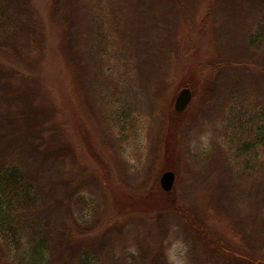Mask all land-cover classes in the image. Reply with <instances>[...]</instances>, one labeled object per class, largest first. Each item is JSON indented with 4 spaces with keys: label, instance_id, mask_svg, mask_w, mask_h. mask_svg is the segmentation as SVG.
I'll return each instance as SVG.
<instances>
[{
    "label": "rangeland",
    "instance_id": "rangeland-1",
    "mask_svg": "<svg viewBox=\"0 0 264 264\" xmlns=\"http://www.w3.org/2000/svg\"><path fill=\"white\" fill-rule=\"evenodd\" d=\"M33 1L42 13L46 47L41 50L25 40L27 60L15 66L19 75L11 72V78L4 69L13 87L0 85V164L7 150L19 157L15 162L38 189L40 201L47 193L51 201L45 202L59 206L55 214L47 213L50 225L43 224L51 241L47 263L222 264L219 251L201 231L223 235L230 246V226L236 227L232 233H242L237 196L232 197L239 179L233 173L236 165L228 160L238 163L260 147L249 143L258 144L255 135L264 128V37L251 46L257 55L250 64L238 61L251 50L246 48L249 30L256 25L251 22L264 19L262 0H220L204 16L202 30L191 25L205 15L204 0H190L187 7L176 0H125L130 8L118 13V31L107 20L114 12L107 1L74 0L70 14L78 26L83 23L77 48L80 83L79 77L71 82L74 74L56 45L58 31L47 11L51 0ZM93 16L103 26L97 30L104 40L98 76L86 67L82 51ZM192 17L196 19L189 24ZM9 58L0 53L3 64L11 63ZM2 70L0 66V77ZM92 75L95 82L89 83ZM182 87L192 90V98L183 111H176ZM20 109L24 119H37L34 126L49 119L58 122L60 139L68 145L64 148L73 151L71 161L67 155V163L59 166L78 186L62 192L63 198L50 192L46 180L49 168L41 154L49 148L40 149L16 130ZM36 149L41 153L32 158ZM53 157L47 154V159ZM166 170L175 174L169 191L160 186ZM78 196L85 202L79 212L72 204ZM65 221L85 236L72 229L65 233ZM247 235L253 241L251 232ZM21 249L12 259L25 261Z\"/></svg>",
    "mask_w": 264,
    "mask_h": 264
},
{
    "label": "trees",
    "instance_id": "trees-1",
    "mask_svg": "<svg viewBox=\"0 0 264 264\" xmlns=\"http://www.w3.org/2000/svg\"><path fill=\"white\" fill-rule=\"evenodd\" d=\"M73 1L74 0H60L58 2L57 0H51L48 5L49 7H47V11H49L55 30L57 29L58 31L56 45L63 49L64 63L66 66L68 65L71 74H74L71 78L72 83H74L75 79L81 74V66L78 64L80 52L77 53V48L80 45L78 43V33L80 30H83V23L79 21L80 25L78 26V24H76V16L70 14L73 7ZM103 1H107L108 4L113 6L112 11L114 12L107 16V20L111 21L113 28L118 31L120 28L121 17L118 13H126L128 7L130 8V4L126 5L125 0ZM168 1L175 3V0ZM176 1H179V3L185 2L181 4L182 6H190V0ZM204 1L207 2L204 13L205 15H203L200 18L201 20H198L197 23H192V29L199 28L202 30L206 21L204 16L212 13L214 3L218 2L220 4V0ZM256 1L259 2V0ZM128 2H130V0H128ZM262 2L264 3V0H262ZM144 3L145 5L143 7L146 8V2ZM218 6L220 7V5ZM147 9L149 8L147 7ZM41 14V10L36 6L33 0H0V53L2 55H9V59L12 60L11 63L6 62L9 65L0 62V66L3 68V77H0V80H2L0 81V85L2 84V87L3 84L6 88L13 87L10 84L11 81L9 75H11V78L12 73L14 75H19L20 72L16 68L17 63H21L22 60H27L24 58L27 53L24 47L25 40L28 42L29 40H32L41 50L45 49L46 44L44 42V34L41 36V29L42 27L45 29V24L41 21ZM66 18H69L68 21H65ZM195 19L193 17L188 19L189 24L194 22ZM251 23L253 25L256 24L254 27H251V30H249L250 35L248 45H246V48L251 50H249V53L241 55L240 60L238 61L239 64H250V61L255 59L253 57H256L257 52H255V49L251 46H255L256 43L264 37V19L259 24L255 22ZM186 24H188V22ZM252 24H250V26ZM99 28H103V26L101 27L99 22H96L95 16H93V18L91 17V20H88L87 27L84 31L85 45H83L84 48L82 50L85 57H87L85 60L86 67L90 72H93L92 70L97 72H93V75L96 74V76H98L103 69V65L100 61H97L99 60L98 57L101 56L99 53L104 49V40L103 38L100 40L97 35V30ZM25 30L27 31L26 36L23 33ZM126 45L128 46V43L123 45L122 48ZM4 69L10 73L8 76V73H6ZM93 75L89 78V83L94 81ZM78 82L80 83V77ZM79 83H77V85H79ZM5 111H9L7 104ZM175 114L176 113H174V115ZM24 115H26V113L21 109L15 113L16 121H14V123L18 124L15 125L16 130H18L19 135L21 133L25 138H29L32 144L34 142L38 146H41L39 147L40 149L42 146L49 148L44 152L46 154H41V158L46 161L44 163L45 166L49 168V170H45L48 171V173H46V180L50 186V192L53 195L58 194L59 198H63L61 194L62 192L66 193L68 189H74L77 185H74L72 180H70L71 177H68L67 171L66 173L61 172L62 169L60 167L63 164H66L69 158L71 161L74 155L72 153L73 151L64 148V145H68L60 139V128L58 127L59 125L56 126L59 124L58 122H53V120L51 121L49 119L50 122L48 123L44 122L43 124L41 123L34 126L37 119L28 121L23 118ZM237 120L238 118L236 117V122ZM25 123H29L30 127L25 129ZM262 129L257 131L255 135L260 138L258 144H256V142L254 143L256 140L249 143L254 147L260 145L258 150L254 148L246 158L243 156L241 159H237L238 163L236 162L233 164L232 160H228V163L233 165L232 167L236 165L233 173L236 174L237 180L239 179L238 187H236V189L233 188L232 197H234L235 200V196H237L236 201L238 204L236 208L238 215H240V222L242 223V233L240 232L242 236L235 232L232 233L236 227H232L231 225L228 229V236L234 244L230 246L226 243L223 235L220 234L215 237L210 231H201L203 236L206 238L209 237L208 241H210V245L215 250L219 251L222 258V264H264V128ZM241 147L243 150L246 146ZM243 151L247 152V150ZM6 153L7 154L4 155L5 159L2 158L3 163L1 162L0 164L1 264H48L46 255L51 246V241L44 235L46 229H44L43 224L46 222L50 225V221H48L50 217L47 213H51L52 215L55 214L56 210H59V206H56L55 204L53 205L52 203V206H50V204L45 202L50 199L47 193L43 194L46 196V199L42 203V201H40L42 199L37 196L38 189L35 190V187L33 188L32 183L23 175L25 172L16 164V162H19L17 161L19 160V157L12 156L8 150ZM39 153L41 152H38L37 149L34 150L32 158H37ZM48 153L54 155V157L47 159ZM8 154L10 155L8 156ZM67 155H69V158H67ZM11 161H13V163H11ZM6 162H8V164ZM34 176L39 177L41 176V173H34ZM38 179L39 178H35V181H38ZM226 196L229 197L228 191L226 192ZM68 198H70L69 193L68 197L66 195L64 198V202L68 203ZM72 204L77 206L78 209L75 207L73 208L79 212L82 211L80 209H83L82 206L85 205V202L81 196H78ZM37 205H40L41 207L39 208ZM12 207L16 208L15 213L11 211V209H13ZM68 208L69 205L66 204L65 211H68ZM70 223L71 221H65L61 224V228L65 233L69 234L71 229L73 230L76 228L75 225H72L71 228ZM73 231L74 234L85 236V234L80 231ZM250 232L253 241H249V236L247 234ZM228 236L227 234L225 235L227 238ZM22 237L26 238L25 243L21 240ZM254 240L256 242H254ZM24 244L26 245L25 247H23ZM20 249L25 257L27 256L25 261L23 258L21 260L12 259L13 256L16 258Z\"/></svg>",
    "mask_w": 264,
    "mask_h": 264
},
{
    "label": "water",
    "instance_id": "water-1",
    "mask_svg": "<svg viewBox=\"0 0 264 264\" xmlns=\"http://www.w3.org/2000/svg\"><path fill=\"white\" fill-rule=\"evenodd\" d=\"M192 98V90L189 87H182L174 101V109L183 111ZM175 174L172 170H166L160 177V186L164 191H169L172 188Z\"/></svg>",
    "mask_w": 264,
    "mask_h": 264
}]
</instances>
